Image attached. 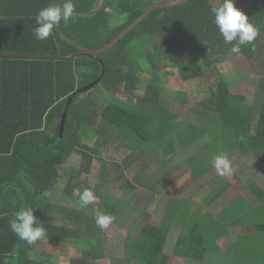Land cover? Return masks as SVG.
I'll use <instances>...</instances> for the list:
<instances>
[{
  "label": "trees",
  "instance_id": "obj_1",
  "mask_svg": "<svg viewBox=\"0 0 264 264\" xmlns=\"http://www.w3.org/2000/svg\"><path fill=\"white\" fill-rule=\"evenodd\" d=\"M169 1L178 0H106L99 14L83 16L98 10L103 0H73L74 17L67 24L61 21L46 40L34 35L35 16L39 10L63 0H13L17 5L40 9L0 15V55L35 57L0 59V264H53L52 258L62 253L63 242L93 240L97 212L113 215V223L123 216L127 204L114 197L103 199L98 208L90 204L72 209L48 196L66 178L65 193L79 200L85 187L82 179L92 172L101 144L98 140L91 146L88 141L103 137V126L126 140L141 141L149 150L167 149L172 160L177 158L176 132L187 150L211 136L212 145L190 161L188 175L194 174L196 182L211 173L212 159L219 153H226L232 166H237L236 157L242 160L251 155L264 166V99L260 107L250 105L248 85L234 88L221 76L210 97L200 105L198 122L182 131H178L176 116L164 106L163 90L157 82L149 83L144 92L140 90L144 72L140 62L148 58L152 63L176 60L185 81L204 79L207 70H218L223 59L234 55L254 62L264 51V0H235L236 7L260 30L255 41L241 46L239 54L231 53L232 45L224 42L214 23L211 1L191 0L187 5L152 12L120 44L96 58L54 59L79 49L109 45L151 5ZM112 11L116 13L115 21ZM104 72L93 90L75 95ZM260 90L264 95V79ZM72 97L61 137L63 115ZM76 153L83 155L86 167L73 168L64 177L62 169ZM198 157L203 160L200 167L196 165ZM235 181L232 185L240 184ZM143 184L140 181L134 191L140 186L146 188ZM251 190L264 204V183ZM216 194L208 199L207 207H212L222 193L214 197ZM239 202L248 200L240 196L232 210L239 212ZM25 207L34 210L46 229L45 238L33 245L21 241L9 225L13 214ZM262 211L264 207L261 215ZM61 213L70 224L59 223ZM176 224L183 229L175 256L198 264H207L209 256L216 253L213 246L226 236L216 237L218 228L214 226L210 234L209 227L188 212L186 203L174 199L164 220L158 223L150 217L133 237L129 264H171L173 258L165 250ZM252 231L234 246L235 254L243 264H264V253L256 248V239L264 238V224H252ZM48 238L60 244L47 248Z\"/></svg>",
  "mask_w": 264,
  "mask_h": 264
},
{
  "label": "rangeland",
  "instance_id": "obj_2",
  "mask_svg": "<svg viewBox=\"0 0 264 264\" xmlns=\"http://www.w3.org/2000/svg\"><path fill=\"white\" fill-rule=\"evenodd\" d=\"M112 17L115 21L116 13L113 11ZM140 64L144 71L140 90L144 92L149 83L157 82L163 90L164 106L176 116L178 131L198 122L197 117L201 116L200 105L210 97L212 87L219 83L221 76L234 88L248 85L250 105L260 107L264 99L260 90L264 79V51L254 62L238 55L223 59L218 70L209 69L204 79L195 81H185L179 75L176 60L152 63L148 58ZM207 119L213 120L211 116ZM102 130L105 131L103 137L88 141L91 146H95L98 140L101 144L92 172L85 174L82 179L85 182L83 189H90L96 195L97 200L92 204L95 208L99 207L103 199L109 197L125 202L127 208L118 222L112 223L109 228L97 227L93 240L63 242L62 253L52 258L53 264H129L128 253L134 241L133 237H137L150 217L158 223L164 220L170 202L174 199L186 203L188 212L201 219L209 227L210 234V227L214 226L218 228L216 237L226 235L213 246L216 253L209 256L207 264H243L238 260L234 246L253 233L252 224H264V213L261 215L264 204L251 190L252 186L264 183V166L256 156L251 155L242 160L236 157L234 162L238 163L233 166L231 175L221 177L213 168L207 177L200 181L197 179L196 182L194 174L188 175L191 170L190 161L212 145L211 136L187 150L176 132L174 139L177 158L170 162L168 157L172 154L167 149L149 150L141 141L126 140L107 126H103ZM201 163L203 160L198 157L196 165L200 167ZM86 164L83 155L76 153L62 169L64 177L71 174L73 168L81 169ZM234 179L240 184L232 185ZM140 181L152 191L142 186L134 191ZM67 183L64 178L55 192L48 193V196L64 207L80 209L79 200L65 193ZM80 191L76 194L79 195ZM216 192L214 197L222 193L220 198L212 207H207L208 199ZM240 196H245L248 204L239 202V212L238 209L234 211L231 206ZM59 223H68L62 213ZM182 229L181 224L173 227L165 253L173 258L171 264H198L175 256ZM209 236L213 238L215 235ZM56 240L46 239V247L52 248L60 244ZM263 240L264 238L256 239V248L264 253ZM91 251L97 256V260L92 253L89 254Z\"/></svg>",
  "mask_w": 264,
  "mask_h": 264
},
{
  "label": "clouds",
  "instance_id": "obj_3",
  "mask_svg": "<svg viewBox=\"0 0 264 264\" xmlns=\"http://www.w3.org/2000/svg\"><path fill=\"white\" fill-rule=\"evenodd\" d=\"M214 23L219 28L226 44H231V53L239 54L241 46L250 44L260 35V30L250 22L248 15L235 5V0H212ZM75 15L73 0H63L62 3L49 5L37 13L34 35L38 40H46L53 35L61 21L67 24ZM212 167L216 173L223 177L231 175L234 171L232 161L226 153H219L212 159ZM97 197L90 189H85L79 197V206L87 208L96 202ZM115 217L104 212H97L95 223L100 229H107ZM10 229L28 245H33L46 236V229L38 221L31 207H25L13 214L9 221Z\"/></svg>",
  "mask_w": 264,
  "mask_h": 264
},
{
  "label": "water",
  "instance_id": "obj_4",
  "mask_svg": "<svg viewBox=\"0 0 264 264\" xmlns=\"http://www.w3.org/2000/svg\"><path fill=\"white\" fill-rule=\"evenodd\" d=\"M191 0H178V1H169V2H163V3H156L151 5L147 11L141 16L139 17L137 20H135L129 27H127L124 31H122L109 45L99 48V49H79L78 52L73 53L69 56H64V57H54V59H58V60H65V59H73V58H77V57H89V58H96L98 55L105 53L107 51H109L110 49L114 48L115 46H117L118 44H120L122 42V40L129 34L131 33L133 30H135L141 23H143L148 17L149 15L156 11V10H160V9H167V8H177L183 5H187ZM212 5L213 2L212 0H210ZM106 4V0H103L101 7L96 10V11H92V12H88V13H83V16H92V15H97L99 14L105 7ZM60 34H62L64 37H66V35H64L62 32H60ZM71 40V39H70ZM7 58H26V59H34L35 57L33 56H14V55H0V59H7ZM39 58H44L47 59L49 57H39ZM105 72L103 73V75L98 78L94 83L90 84L89 86L79 90L78 92H76L75 95L81 94V93H88L91 90H93L102 80L103 76H104ZM73 99L74 97L70 98L67 106H66V110L65 113L63 115V120H62V124H61V132H60V136L62 137L65 131V126H66V121H67V116H68V111L70 109V106L73 103Z\"/></svg>",
  "mask_w": 264,
  "mask_h": 264
},
{
  "label": "crops",
  "instance_id": "obj_5",
  "mask_svg": "<svg viewBox=\"0 0 264 264\" xmlns=\"http://www.w3.org/2000/svg\"><path fill=\"white\" fill-rule=\"evenodd\" d=\"M13 0H0V15L2 13H6V12H21L24 10H38L40 9L39 7L37 8L36 6H23L21 4L17 5L14 4V2H12ZM169 161H172V158L169 156ZM192 160V159H191ZM166 162H168V160H166ZM207 177V176H206ZM204 179V178H203ZM248 204V203H247Z\"/></svg>",
  "mask_w": 264,
  "mask_h": 264
}]
</instances>
